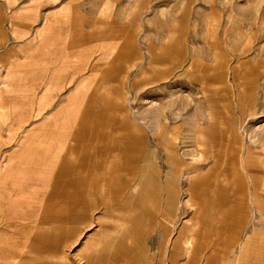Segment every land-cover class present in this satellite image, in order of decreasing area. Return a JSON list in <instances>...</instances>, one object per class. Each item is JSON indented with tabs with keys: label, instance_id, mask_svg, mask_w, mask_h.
<instances>
[{
	"label": "rangeland",
	"instance_id": "374dc122",
	"mask_svg": "<svg viewBox=\"0 0 264 264\" xmlns=\"http://www.w3.org/2000/svg\"><path fill=\"white\" fill-rule=\"evenodd\" d=\"M3 1L16 47L28 12L39 63L23 88L19 51L0 59V91L15 99L0 94L2 191L42 200L15 217L0 207V243L15 253L1 248L0 264H264V237L248 242L262 233L264 197L216 196L246 160L264 167V0ZM39 128L60 132L59 147L48 139L14 155ZM123 136L140 140L139 166L128 139L107 176ZM43 153L51 159L36 174L46 176L34 183ZM251 175L264 194V171ZM186 224L197 243L188 253Z\"/></svg>",
	"mask_w": 264,
	"mask_h": 264
},
{
	"label": "crops",
	"instance_id": "0c3cea01",
	"mask_svg": "<svg viewBox=\"0 0 264 264\" xmlns=\"http://www.w3.org/2000/svg\"><path fill=\"white\" fill-rule=\"evenodd\" d=\"M0 48L3 47V46H7L5 49H4V52H1L2 50H0V59L3 60V58H7V56L9 55H12L14 54L15 50L19 51L18 54H16V58H22V61L20 64H19V67H17L19 69V74L21 75V79L23 80V83H22V87H26V86H30V82H28V80L30 79L31 77V71L32 70H36L35 66L36 63H39V61L37 62L36 59L35 61L34 60H30V52H29V49L28 47L26 46L27 45V42H26V39L29 37V34L30 32L27 34V27L30 25V17H29V14L27 12V14L23 15L22 16V20H18V23L20 24V22L22 23V26H23V31H19V34H22V38L25 40H23V43L22 44H18V46L16 47L14 42L11 41L13 40L15 37H14V32L13 30L10 28V20L11 22H15L13 19L10 18L9 16V11H8V6L7 4H5V2H0ZM6 6H7V9H6ZM21 10H23V12L26 11H29V6L26 4L23 3V5L21 6ZM60 21L59 22H62V24H67V21H64L66 20V16H64L63 14L60 15ZM64 21V22H63ZM68 25V24H67ZM125 27V25H118L117 26V30H120V29H123ZM46 27H44V29H42L44 32H46L47 30H45ZM39 31V35L42 34L43 32ZM97 32L95 33H91L93 34H96ZM127 33V32H126ZM44 34H46V36H44ZM43 36L40 35L41 39L43 42H46L45 41V38L49 37L48 36V31L46 33H44ZM122 43H125L127 44V40H122ZM12 44V45H11ZM46 44V43H45ZM90 43L88 42L87 43V46L88 48L90 47L89 46ZM74 46V47H73ZM72 47H70V55L71 56H74L76 55V50H78V43L76 45H73ZM121 47V45H120ZM76 48V50L74 51V49ZM178 47H177V50L174 51V53H176V56H173L174 59H173V62H172V65H177L180 61V57L182 55L179 49L178 51ZM63 69H66V67H64ZM15 70V69H13ZM12 70V71H13ZM120 70V69H119ZM11 71V72H12ZM13 81L11 80L10 81V84H7L8 86V91L9 93H11V87L12 86V89L14 87V82L12 83ZM5 89V90H6ZM4 89H2L0 91V94L3 95V94H6L3 92ZM11 90V91H10ZM6 97L3 98V101H8V102H12V101H15V99L12 97L11 94H6L5 95ZM25 97H23L22 99V102H25ZM14 117V115L12 116ZM11 118V116H10ZM75 126H78L76 125L75 123ZM44 128H39V133H36V134H26V138L25 141L23 143H21V148H19L17 150L16 153H14V155H19L21 152V156L24 155V156H29L30 154V151L33 147H36V149L38 147H43L44 146V143L45 141L47 142V140H53L52 144L54 146V150H56L59 145V142H60V137H59V133H52L51 134H45L46 131L43 130ZM44 131V132H43ZM49 135V137H47ZM129 136V135H128ZM137 135H135L136 137ZM130 137V136H129ZM129 137H126V136H123L121 139L119 140H123L122 141V145L120 146H117V145H111L110 148H109V154L111 155V159H109V163H108V167L110 168L108 171H107V176H110V174L112 173V171L115 169V173L117 171L116 169V166H117V153L118 154H121L123 151L125 152V143L128 142L130 143V145L133 146L132 150L135 151L134 153V166H136V169L138 168L139 166V162H140V150H141V144H140V140L135 137L133 138H129ZM72 140V138H70ZM48 144L47 146H49L50 143H46ZM62 144V142H61ZM47 146L45 145V147L47 148ZM116 146V147H115ZM31 147V148H30ZM44 147V148H45ZM72 146H67L68 148V151H66V154H65V158L68 157V155L71 153L70 151L72 150L71 148ZM49 149V148H47ZM29 151V152H28ZM259 155V154H258ZM35 157V155L33 156ZM26 159V157L24 158ZM29 159V158H28ZM50 156L46 153H43V154H40V156H37V164H33L31 165L29 168L30 173L33 175V182L34 183H39V182H42L43 179H45V171H43V173L41 174H36L38 173L39 169H40V166H41V163L43 165V169H46V166H47V163L48 161L50 160ZM253 160H254V157H253ZM251 159V161L248 159L246 160V163L243 164V170L244 172L238 170L237 171V174H224L223 177H222V185L220 186V188L218 189V194L216 196H232V195H239V196H248L249 193L252 194V197L254 196H261V197H264V194L261 193V191L259 190V188L257 187L256 185V182L255 180L252 178V175L251 173L254 172V171H264V167L260 168V169H253V166H250V164L252 163V165H254L255 163H253V161ZM32 161V159H31ZM251 162V163H249ZM138 164V165H137ZM239 172V174H238ZM246 175V177H245ZM5 176V175H4ZM4 176H0V195H1V198H0V207L2 208V210L5 211V215L7 217H12V216H16V215H19V214H24L26 212H28V210L30 209V206L27 207V202H33V201H40L42 200V198H38L36 196H28L26 194H19L17 196H12L10 195L7 191H2L3 189V183L1 182H4ZM3 178V179H2ZM43 178V179H41ZM247 178V179H246ZM141 182H145L146 180H148L146 178L145 175H143V172L142 174L140 175V178H139ZM6 180V179H5ZM6 181H10L9 179H7ZM15 181L14 179L11 180V183ZM32 182V181H31ZM22 188H25V186H21ZM15 198L17 199V201H15ZM110 200L112 201V198L110 197L109 198V203H110ZM114 204L115 205H124L126 203H123V202H116L114 201ZM216 204V203H215ZM121 206V205H120ZM125 208V207H123ZM257 210L260 211V208L257 207ZM1 217V216H0ZM133 218H136V215L133 217ZM123 222H125V220H122ZM194 225H191V224H186L184 225L182 228L183 230L185 231L186 233V237L184 239V245H185V251L188 253L189 251H191L192 247L195 245L197 246L196 242H193V239L195 238V233H193V229H194ZM105 227V226H104ZM102 226V229L104 228ZM262 228V233L259 231L258 236L256 234L254 237L251 238V240L249 242L250 244V247H254L255 243H256V238L259 239V240H262V237H264V222H261V226ZM107 228V227H105ZM105 228L104 230L100 229V231L95 232L94 234H96V236H92L91 237V240L93 242H96L98 241L101 237L100 235L103 234V236H105ZM253 231L255 230L254 228L252 229ZM108 231V230H107ZM9 235V234H8ZM7 235V237H8ZM99 235V236H98ZM7 241L4 242L3 244L0 243V249L1 248H6V255L7 256H13L15 257V253L13 252L14 251V248H13V245L11 246V244H9V241H8V238H6ZM247 242V243H248ZM194 246V247H195ZM206 263L205 264H211V260H210V257H206ZM251 259V258H250ZM15 261V259L13 260Z\"/></svg>",
	"mask_w": 264,
	"mask_h": 264
},
{
	"label": "bare ground",
	"instance_id": "6f19581e",
	"mask_svg": "<svg viewBox=\"0 0 264 264\" xmlns=\"http://www.w3.org/2000/svg\"><path fill=\"white\" fill-rule=\"evenodd\" d=\"M198 154H199V152H198ZM254 173V172H253ZM252 178L254 179V175H252ZM123 222V221H122ZM127 229V228H126Z\"/></svg>",
	"mask_w": 264,
	"mask_h": 264
}]
</instances>
